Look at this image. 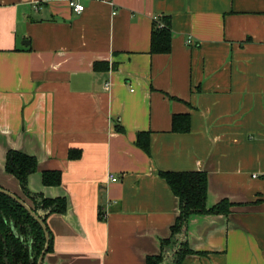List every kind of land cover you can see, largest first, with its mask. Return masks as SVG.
<instances>
[{
  "label": "crops",
  "instance_id": "1",
  "mask_svg": "<svg viewBox=\"0 0 264 264\" xmlns=\"http://www.w3.org/2000/svg\"><path fill=\"white\" fill-rule=\"evenodd\" d=\"M78 1L0 0V187L29 203L5 170L18 150L30 189L67 202L43 263L146 264L179 215L160 171H203L207 208L232 206L190 217L182 264H264V0ZM165 15L171 51L152 53Z\"/></svg>",
  "mask_w": 264,
  "mask_h": 264
},
{
  "label": "trees",
  "instance_id": "2",
  "mask_svg": "<svg viewBox=\"0 0 264 264\" xmlns=\"http://www.w3.org/2000/svg\"><path fill=\"white\" fill-rule=\"evenodd\" d=\"M161 25L155 23L151 35V52L168 53L172 45L171 18L168 15L160 18ZM173 131L187 132L190 129V118L187 114L173 116ZM138 145L150 152V142L146 133L140 132ZM73 154V153H72ZM71 156L73 157V155ZM38 160L35 156L18 150H9L6 154L5 170L14 175L21 186L31 209L43 219L49 233L47 252L53 248V237L46 219L50 213H64L67 209L65 198H46L42 193L33 192L29 187V177L37 171ZM173 193L179 198V215L171 226V235L162 240L161 253L150 255L146 264H160L164 259L166 248L174 247L172 264H182L190 254L197 252L191 249L187 238V227L192 215L228 214L232 203L223 199L212 208H207L208 177L203 171H160ZM61 174L56 171L43 172L45 185H58ZM183 235V236H182ZM46 235L41 223L16 199L0 191V264H38V259L46 245ZM44 264V263H43Z\"/></svg>",
  "mask_w": 264,
  "mask_h": 264
},
{
  "label": "water",
  "instance_id": "3",
  "mask_svg": "<svg viewBox=\"0 0 264 264\" xmlns=\"http://www.w3.org/2000/svg\"><path fill=\"white\" fill-rule=\"evenodd\" d=\"M0 191L1 192H4L6 194H8L9 196H11L12 198L16 199L19 203H21L42 225V227L44 228V231H45V235H46V245H45V248L44 250L42 251L39 259H38V264H43V260H44V256L47 252V249H48V246H49V233L47 231V228H46V225L43 221L42 218H40L32 209L31 207L27 204V202H25L24 200H22L19 196H17L16 194L4 189V188H1L0 187ZM183 236V235H182ZM174 247L172 248H169L167 247L166 248V251L164 253V259L163 261L160 263V264H172V261H173V253H174Z\"/></svg>",
  "mask_w": 264,
  "mask_h": 264
},
{
  "label": "built area",
  "instance_id": "4",
  "mask_svg": "<svg viewBox=\"0 0 264 264\" xmlns=\"http://www.w3.org/2000/svg\"><path fill=\"white\" fill-rule=\"evenodd\" d=\"M68 4L76 13H81L85 9L84 4L80 3L78 0H68ZM188 42L192 44V38H190ZM113 180L116 181V178H113Z\"/></svg>",
  "mask_w": 264,
  "mask_h": 264
}]
</instances>
